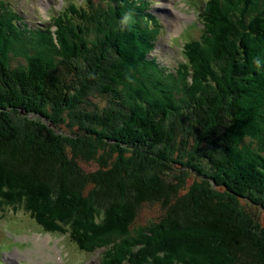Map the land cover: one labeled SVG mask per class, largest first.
<instances>
[{"label": "trees", "instance_id": "obj_1", "mask_svg": "<svg viewBox=\"0 0 264 264\" xmlns=\"http://www.w3.org/2000/svg\"><path fill=\"white\" fill-rule=\"evenodd\" d=\"M201 4L169 71L146 0L70 1L36 29L0 0V207L100 264H264L238 215L264 209V0Z\"/></svg>", "mask_w": 264, "mask_h": 264}, {"label": "rangeland", "instance_id": "obj_2", "mask_svg": "<svg viewBox=\"0 0 264 264\" xmlns=\"http://www.w3.org/2000/svg\"><path fill=\"white\" fill-rule=\"evenodd\" d=\"M3 1L19 12L20 17L23 19V24H26L32 29H36L40 23L47 24V14L50 16L55 15V9L65 7L70 0ZM71 1L79 2L81 0ZM146 1L151 12L159 17L163 27V31L159 35L160 37L157 38L150 56H155L161 65L168 70H172L181 53L180 41L184 43L191 38H199L201 35L199 30L203 28L194 15L198 12V5H200L201 0ZM162 1H164L163 4H165L166 11L159 8L163 5ZM185 13H189L190 16L185 18L182 15ZM177 18L181 21V25H193L185 26L180 34L179 32L181 30L174 33L175 30H169V28L176 29ZM191 180L192 178L188 177L187 182L189 183ZM241 203L243 210L240 209L238 215L248 223L251 222V224L262 229L264 227V209L258 204H253L250 200L246 201V203L242 200ZM158 213L159 206L157 204H145L140 208L134 225L146 226L150 221L157 218ZM95 214L98 222H101L100 224L106 221L107 215L102 211L96 212ZM49 241L53 242L51 243ZM48 242L51 244H48ZM102 250L99 249L93 253L79 251L77 245L68 239L58 237L56 234H52L50 238L46 230H41L36 221L19 208L0 207V264H100ZM199 253H202L204 256L206 254L207 257H210L204 251L197 250L193 254L197 256ZM56 254L59 255V259L56 257Z\"/></svg>", "mask_w": 264, "mask_h": 264}, {"label": "bare ground", "instance_id": "obj_3", "mask_svg": "<svg viewBox=\"0 0 264 264\" xmlns=\"http://www.w3.org/2000/svg\"><path fill=\"white\" fill-rule=\"evenodd\" d=\"M163 3H164V1H162V4H163ZM94 5H95V3H94ZM95 7H96V6H95ZM159 8L165 10V4L161 5V7H159ZM91 9H92V8H91ZM94 11H95V10H94ZM165 11H166V10H165ZM165 11H164V12H165ZM168 11H169V10H168ZM164 14H165V13H164ZM93 15H94V14H93ZM182 15H183L185 18H188V17H189V16H187V15H185V14H182ZM96 17H97V16H96ZM166 19H167V18H166ZM167 20H168V19H167ZM52 21H53V19H52ZM176 21H177V24H176L177 27H176V29H175V32H177V31H178L177 29L181 26L180 20H179L178 18H177ZM60 22H61V21H60ZM52 23H53V22H52ZM96 25H97V24H96ZM94 26H95V25H94ZM172 26H173V23H172ZM95 27H96V26H95ZM55 29H56V28H55ZM55 29H54V30H55ZM54 30H53V31H54ZM169 30H173V29H170V28H169ZM52 41H53V40H52ZM182 151H183V150H182ZM28 193H29V192H28ZM30 196H31V195H30ZM244 224H245V223H244ZM14 254H16V253H14ZM11 257H12V256H11Z\"/></svg>", "mask_w": 264, "mask_h": 264}]
</instances>
